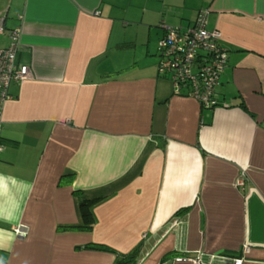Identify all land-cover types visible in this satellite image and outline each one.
Masks as SVG:
<instances>
[{"label":"crops","instance_id":"0c3cea01","mask_svg":"<svg viewBox=\"0 0 264 264\" xmlns=\"http://www.w3.org/2000/svg\"><path fill=\"white\" fill-rule=\"evenodd\" d=\"M205 10L228 52L213 108L176 93L154 52ZM2 19L32 76L3 112L0 264H115L89 244L264 264V0H0Z\"/></svg>","mask_w":264,"mask_h":264},{"label":"built area","instance_id":"2783aa9c","mask_svg":"<svg viewBox=\"0 0 264 264\" xmlns=\"http://www.w3.org/2000/svg\"><path fill=\"white\" fill-rule=\"evenodd\" d=\"M209 11L198 13L196 20L187 27L168 28L166 35L159 41L160 63L158 74L168 78L176 91H189L190 95L206 108L216 107L219 101L217 92L221 77L227 68L228 52L223 48L222 33L207 27ZM4 20H0V36L9 34L13 44L0 50V152L3 150V112L6 103L11 99L12 83H21L32 76L27 65L17 61L20 30L7 31ZM240 179L238 185L244 186ZM18 236L23 235L22 227L16 229ZM247 253L248 250L246 249ZM177 262L190 261L185 257ZM241 258H234L233 264H243ZM200 264L199 259L194 260Z\"/></svg>","mask_w":264,"mask_h":264},{"label":"trees","instance_id":"16d2710c","mask_svg":"<svg viewBox=\"0 0 264 264\" xmlns=\"http://www.w3.org/2000/svg\"><path fill=\"white\" fill-rule=\"evenodd\" d=\"M3 141V140H2ZM3 143V142H2ZM101 199H85L80 207H81V212H82V218H83V225L80 226L78 229L91 232L94 228L95 225V219L92 213V206L99 202ZM86 250L89 251H96V252H103V253H110L116 256V261L115 264H137L140 251H141V246L137 247L128 255H123L120 254L118 251L115 249L106 246V245H99V244H89L85 246Z\"/></svg>","mask_w":264,"mask_h":264},{"label":"rangeland","instance_id":"374dc122","mask_svg":"<svg viewBox=\"0 0 264 264\" xmlns=\"http://www.w3.org/2000/svg\"><path fill=\"white\" fill-rule=\"evenodd\" d=\"M142 11L140 9H133V10H130L129 11V17H131L132 19L134 20H141L142 19ZM120 17H122L120 15ZM136 32V31H134ZM14 42L12 40H9L8 42V45H12ZM155 55L157 56L156 59H157V64L160 63V52H159V44L157 43L156 47H155ZM177 259H175L176 261Z\"/></svg>","mask_w":264,"mask_h":264}]
</instances>
